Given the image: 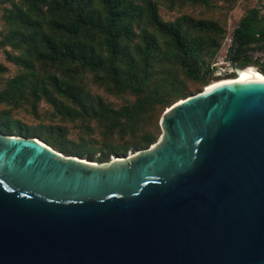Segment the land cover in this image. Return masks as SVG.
I'll list each match as a JSON object with an SVG mask.
<instances>
[{"label":"water","instance_id":"95a60500","mask_svg":"<svg viewBox=\"0 0 264 264\" xmlns=\"http://www.w3.org/2000/svg\"><path fill=\"white\" fill-rule=\"evenodd\" d=\"M159 126L103 163L0 131V264H264V79L207 86Z\"/></svg>","mask_w":264,"mask_h":264},{"label":"trees","instance_id":"16d2710c","mask_svg":"<svg viewBox=\"0 0 264 264\" xmlns=\"http://www.w3.org/2000/svg\"><path fill=\"white\" fill-rule=\"evenodd\" d=\"M248 1L0 0V131L98 163L149 147L163 112L213 83L228 38L227 60L264 76L253 57L264 52V4ZM160 7L179 14L165 21ZM233 10L228 28L219 15Z\"/></svg>","mask_w":264,"mask_h":264},{"label":"rangeland","instance_id":"374dc122","mask_svg":"<svg viewBox=\"0 0 264 264\" xmlns=\"http://www.w3.org/2000/svg\"><path fill=\"white\" fill-rule=\"evenodd\" d=\"M248 3H249L248 0H238L237 6L243 8V7L248 6ZM180 12L192 13L194 16H198L200 13V10L192 11L190 8L183 7ZM1 14H2V11H1V7H0V17H1ZM159 14L163 20L168 21V20H173L175 17L178 16L179 13H178V11L168 12L165 8L160 7L159 8ZM239 14H240L239 11H235V10H233L231 12L226 11L225 13L219 15V18L222 22H225V21L227 22L228 28H232L234 26V24L236 23L238 17L240 16ZM0 63L4 64L6 66H9L8 63L5 62L4 56L2 53H0ZM229 63H230V61L227 60V54L225 53L224 48L222 47L219 50L218 54L215 56V58L211 62V67L216 68L215 71L213 72L212 77H211V82L220 81V80L223 81V80L235 78V75L232 73V71L229 67ZM105 96L106 95H104V97ZM109 101L112 102L114 106H120V105L124 104L123 100H118V99L116 100L113 98H109ZM26 119L24 118V121ZM15 135H18V134H15ZM76 136H77V129H72L71 134L69 135L68 138L74 140V139H76ZM133 153L134 152L129 151L125 155L113 156V157H111V159L115 158V157L128 156V155L133 154ZM98 156L99 155L96 154L92 157V159H89V155L86 154L81 158L88 160L92 163H98V161H97Z\"/></svg>","mask_w":264,"mask_h":264},{"label":"bare ground","instance_id":"6f19581e","mask_svg":"<svg viewBox=\"0 0 264 264\" xmlns=\"http://www.w3.org/2000/svg\"><path fill=\"white\" fill-rule=\"evenodd\" d=\"M262 73L258 72L256 69H253L252 66L251 67H247L246 69L240 71L238 73V75H236L235 78L233 79H228V80H221L218 82H213L212 84H210L209 86H212L214 84H217L219 82H230L231 80H242V79H248V78H258V79H264V76L261 75Z\"/></svg>","mask_w":264,"mask_h":264},{"label":"crops","instance_id":"0c3cea01","mask_svg":"<svg viewBox=\"0 0 264 264\" xmlns=\"http://www.w3.org/2000/svg\"><path fill=\"white\" fill-rule=\"evenodd\" d=\"M263 4H264V0H263ZM253 57L254 58H258L260 62L264 61V52L263 50H257L253 52Z\"/></svg>","mask_w":264,"mask_h":264},{"label":"built area","instance_id":"2783aa9c","mask_svg":"<svg viewBox=\"0 0 264 264\" xmlns=\"http://www.w3.org/2000/svg\"><path fill=\"white\" fill-rule=\"evenodd\" d=\"M230 46H231V38H228L223 45L226 54L228 53V49L230 48Z\"/></svg>","mask_w":264,"mask_h":264}]
</instances>
